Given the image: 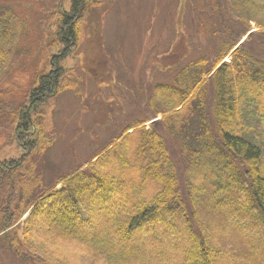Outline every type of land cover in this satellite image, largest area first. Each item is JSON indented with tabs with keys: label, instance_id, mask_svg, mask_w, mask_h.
<instances>
[{
	"label": "trees",
	"instance_id": "trees-1",
	"mask_svg": "<svg viewBox=\"0 0 264 264\" xmlns=\"http://www.w3.org/2000/svg\"><path fill=\"white\" fill-rule=\"evenodd\" d=\"M204 1L216 47L183 67L173 88L155 89L148 105L182 139L186 197L148 121L129 125L46 188L33 157L52 144L44 106L67 88L54 57L29 92V106L0 114L24 151L0 161V243L13 264H67L66 245L80 264H264V28L234 49L245 34L220 37L215 21L227 18L221 0ZM102 2L70 0L68 12H56L62 59L77 45L83 18ZM0 38L1 70L10 50L6 28Z\"/></svg>",
	"mask_w": 264,
	"mask_h": 264
},
{
	"label": "rangeland",
	"instance_id": "rangeland-1",
	"mask_svg": "<svg viewBox=\"0 0 264 264\" xmlns=\"http://www.w3.org/2000/svg\"><path fill=\"white\" fill-rule=\"evenodd\" d=\"M221 5L227 18L215 21L220 37L230 30L244 35L264 28V0H221ZM207 7L204 0H103L83 18L77 45L62 59L66 45L55 36L56 18L69 11L70 0H0V28L10 36L0 70V114L29 106V92L52 70L54 57L64 70L67 88L44 106L45 134L52 144L33 157L46 188L90 160L129 125L148 121L147 129L154 128L165 141L186 197L182 139L159 121L149 124L162 115L154 116L148 105L158 88H173L183 67L206 54L209 46L216 47L208 41L214 36ZM5 42L0 38V45ZM208 92L211 97V88ZM23 153L10 120L0 118V161ZM65 249L67 264H80L75 248ZM0 264H13L1 243Z\"/></svg>",
	"mask_w": 264,
	"mask_h": 264
}]
</instances>
